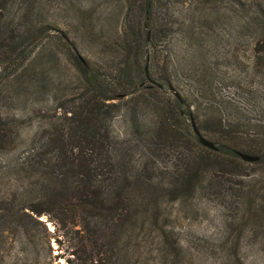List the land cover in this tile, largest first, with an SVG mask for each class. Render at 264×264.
I'll list each match as a JSON object with an SVG mask.
<instances>
[{"label": "rangeland", "instance_id": "374dc122", "mask_svg": "<svg viewBox=\"0 0 264 264\" xmlns=\"http://www.w3.org/2000/svg\"><path fill=\"white\" fill-rule=\"evenodd\" d=\"M156 2L152 26L145 32L146 63L156 81L164 84L161 78L165 77L170 106L176 97L174 90L183 99L181 107L188 113L178 118V124L185 131H194L193 117L201 133L223 149H239L260 155V159L247 161L240 155L210 152L199 140L189 142L187 137L176 144L161 142L160 152H156L155 142H141L150 145L151 152L137 151L134 160L145 165L146 175L155 174L153 181L158 182L150 187H159L162 215L159 225L142 231V252L153 264L172 250L162 249L159 242L164 227L181 244L179 264H264V24L260 18L264 0ZM140 3L0 0L14 26L27 36L14 52L18 58L13 56L11 65L6 60L0 75V80L3 75L7 79L4 85L0 82V110L7 120L18 118L21 127L12 149L0 157V196L27 187V177L16 172L14 161L23 159L29 138L48 121L46 117L58 112L61 104L70 106L77 97L79 71L71 48L76 47L102 73L112 72L126 14L131 11L136 21ZM21 71L30 72L27 77L38 82L16 83ZM125 101L126 108L113 119L112 127L120 138L136 142L142 133L134 132L133 126L139 124L140 131H148L153 112L148 107L134 121L136 99L130 96ZM202 154L209 160L195 186L189 191L178 186L175 193L168 194V188L176 186L184 174L187 159ZM156 212L153 209L151 215ZM39 218L43 223L33 228L37 264H69L68 257L77 264H91L70 253L76 240L72 233L64 234L58 220L47 214ZM7 228L8 239L0 238V264L1 259L12 261L16 256L21 257L18 264H31L21 256L27 246L18 240L25 235L23 229L17 233L12 226Z\"/></svg>", "mask_w": 264, "mask_h": 264}, {"label": "trees", "instance_id": "16d2710c", "mask_svg": "<svg viewBox=\"0 0 264 264\" xmlns=\"http://www.w3.org/2000/svg\"><path fill=\"white\" fill-rule=\"evenodd\" d=\"M155 3L156 0H141L136 21L132 20L131 11L126 14L119 34V55L112 59V72L102 73L100 67L80 54L76 47L71 48L72 60L79 71L77 97L72 98L70 106L61 104L58 112L46 117L48 121L29 138L23 159L12 165L18 174L27 177V187L9 196H0V238L8 239L7 225L17 233L23 229L25 235L18 240L27 246L21 256L31 264L39 262L33 228L43 223L39 218L43 214L58 220L66 236L73 234L76 247L70 253L74 257H82L91 264H152L142 252L145 242L142 231L159 225L161 194L159 187H150L158 182L153 181L155 174L146 175L147 168L134 160L135 154L151 152L150 145L141 144L147 139L158 145L156 152H160L163 141L176 144L183 137L189 142L199 140L195 131H185L178 124V118L188 113L181 107L184 101L180 95L174 92L176 97L173 107L170 106L167 90L153 84L146 73L149 56L145 32L152 26L151 12ZM260 16L264 24V14ZM257 24L262 26V22ZM15 27L11 14L0 6V56H3L0 75L5 72V61L11 65L16 48L27 38L25 30ZM148 71L154 79L149 66ZM28 73L16 74L15 82L37 83L38 79L27 77ZM164 78L161 81L165 84ZM6 80L1 76L2 85ZM130 96L136 99L132 111L134 121L139 119L138 113L148 107L153 112L148 131H140L142 125L133 126L134 132L142 133L136 142L132 138H120L112 127L113 119L124 111L125 100ZM17 121L14 117L7 120L0 110V157L12 149L20 134ZM205 147L210 152L234 155H238L239 150L223 149L219 145L218 149ZM208 160L204 154L192 160L188 158L184 174L174 181L176 186L169 187L167 193H175L178 186L185 191L194 187ZM139 184L149 187H138ZM153 209L157 212L151 215ZM159 240L162 249L172 250L153 264H179L182 248L179 241L164 227ZM19 259L21 257L16 256L12 261L18 264ZM66 260L77 264L71 257ZM12 261L1 259L2 264H12Z\"/></svg>", "mask_w": 264, "mask_h": 264}, {"label": "water", "instance_id": "95a60500", "mask_svg": "<svg viewBox=\"0 0 264 264\" xmlns=\"http://www.w3.org/2000/svg\"><path fill=\"white\" fill-rule=\"evenodd\" d=\"M148 37H149V36H148ZM146 73H147V75H148V77H149V80H150L153 84H156V85H158L159 87H164V84H162V83L156 81L155 79H153V78H151V77L149 76L148 64H146ZM170 89H171V90H174V88H173L171 85H170ZM174 91H175L176 95H179V93H178L176 90H174ZM192 123H193V129H194L195 133H196V134L198 135V137H199V141H200L203 145H205V146H207V147H209V148H211V149H218V145H217L213 140L207 138L206 136H204V135L201 133V131H200L199 128L197 127V125H196L195 120H194L193 117H192ZM236 153H237L238 155H240L243 159L247 160V161H257V160L260 159V155H257V154H251V153H247V152H244V151H241V150H237Z\"/></svg>", "mask_w": 264, "mask_h": 264}]
</instances>
